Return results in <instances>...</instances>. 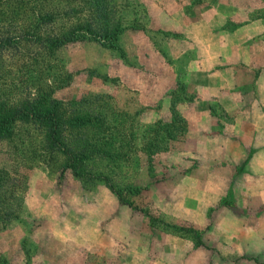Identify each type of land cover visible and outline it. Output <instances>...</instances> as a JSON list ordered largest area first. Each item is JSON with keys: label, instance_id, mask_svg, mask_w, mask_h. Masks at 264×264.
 Listing matches in <instances>:
<instances>
[{"label": "rangeland", "instance_id": "374dc122", "mask_svg": "<svg viewBox=\"0 0 264 264\" xmlns=\"http://www.w3.org/2000/svg\"><path fill=\"white\" fill-rule=\"evenodd\" d=\"M193 1L130 0L132 4H126L121 0L123 25H133L120 36L124 56L95 43L77 42L66 44L51 59L49 63L57 77L55 86H60L53 93L55 97L107 93L129 115L124 129L129 126L135 133L131 160L121 166L110 165L114 171L112 182L123 189L130 183L141 185L143 190L124 193L131 203L129 207L120 204L102 180L85 182L67 171L58 181L53 168L39 158L18 162L12 148L0 143V167L22 175L24 182L19 184L23 197L17 217L0 225V263L118 264L120 255L116 249L88 248V233L92 230L86 221L92 212H111L117 205L121 207L119 212L141 210L146 225L159 235L166 228L174 230L185 225L182 219L163 212L149 196L155 183L183 172L180 163L185 156L184 139L193 114L190 101L198 96L187 80V67L189 62L205 56L206 51H201V44L182 29L194 21H204L209 27L202 25L195 32L202 39H210L212 30L224 28L232 32L248 21L264 18V0ZM214 49L211 46L212 52ZM8 63L1 93L23 97L36 87L48 88L41 65L21 62L17 54ZM169 73L174 76L170 89ZM213 105L216 113H221L216 103ZM173 120L179 127L176 134L181 128L183 132L176 140L168 141L161 129ZM156 129V146L166 148L146 161L145 143ZM186 157L190 164H197L195 157Z\"/></svg>", "mask_w": 264, "mask_h": 264}, {"label": "crops", "instance_id": "0c3cea01", "mask_svg": "<svg viewBox=\"0 0 264 264\" xmlns=\"http://www.w3.org/2000/svg\"><path fill=\"white\" fill-rule=\"evenodd\" d=\"M202 25L209 27L198 20L182 29L206 51L187 67L198 96L190 101L183 172L149 195L185 225L159 235L141 210L92 212L88 248L116 249L118 264H264V18L212 30L210 39L195 32Z\"/></svg>", "mask_w": 264, "mask_h": 264}, {"label": "trees", "instance_id": "16d2710c", "mask_svg": "<svg viewBox=\"0 0 264 264\" xmlns=\"http://www.w3.org/2000/svg\"><path fill=\"white\" fill-rule=\"evenodd\" d=\"M123 1L132 4L130 0ZM201 1L194 0L193 4ZM122 20L121 0H0V85L6 80L9 59L16 54L21 62L41 65L48 83L47 89L36 87L23 97L0 92V143L12 148L18 162L39 158L53 168L58 181L67 171L85 182L102 180L120 204L131 207L124 193L140 192L143 187L131 183L124 189L117 187L110 167L131 160L135 133L129 126L124 129L129 115L107 93L55 97L53 93L60 86H55L56 73L49 63L62 47L77 42L95 43L124 56L120 36L133 25H123ZM22 54L26 57L19 56ZM177 128L173 120L161 130L172 141L183 132L180 127L176 134ZM158 132L156 129L145 143L146 161L166 148L156 146ZM20 176L0 167L2 226L18 215L23 197L19 184H24Z\"/></svg>", "mask_w": 264, "mask_h": 264}]
</instances>
